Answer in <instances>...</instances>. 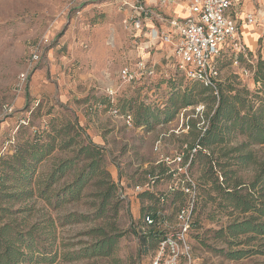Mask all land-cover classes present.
<instances>
[{"label":"rangeland","instance_id":"rangeland-1","mask_svg":"<svg viewBox=\"0 0 264 264\" xmlns=\"http://www.w3.org/2000/svg\"><path fill=\"white\" fill-rule=\"evenodd\" d=\"M123 1L0 0V226L11 223L22 231L35 226L40 248L35 254L27 252L19 264H264V253L238 259L226 255L229 249L242 247L264 250V236L246 243L249 235L217 233L238 213L226 205L214 183L223 181L230 170H236L234 178L249 180L257 168L240 163L235 158L239 152L232 151L247 140L246 135L227 131L224 142L199 151L198 142L219 97L209 88L201 90L204 85L178 68L172 43L149 46L150 27L135 42L124 22L131 7ZM245 1L249 9L239 16H255L251 34L244 36L249 47L245 44L246 49L238 52L226 45L219 62L220 81L223 89L231 85L235 88L231 94L241 92L256 108L264 103V82L257 80L259 60H264V0ZM47 35L54 39L37 69L54 60L61 70L51 71L48 64L43 84L51 82L56 92L36 98L29 93V84L19 91L17 82L32 45ZM141 61L146 64L143 69ZM126 66L135 74L132 80L122 78ZM75 79L82 91L60 100L57 90H66L69 80ZM21 97L24 102L18 105ZM56 134L98 145L102 166L116 185L102 218L71 221L64 216L93 214L96 194L107 184L89 185L81 199L60 205L38 190L54 164L73 155V147L55 149L27 178H12L6 160L27 142L47 143ZM249 150L264 160V144L241 152ZM82 164L71 168L51 190L71 182ZM2 172L11 178L3 180ZM23 189L33 193L18 196ZM155 212L157 221L151 223L147 216ZM98 227L108 235L121 234L111 254L64 256L100 240L94 231ZM227 240L242 244L229 248Z\"/></svg>","mask_w":264,"mask_h":264},{"label":"trees","instance_id":"trees-1","mask_svg":"<svg viewBox=\"0 0 264 264\" xmlns=\"http://www.w3.org/2000/svg\"><path fill=\"white\" fill-rule=\"evenodd\" d=\"M257 80L264 82V60H259ZM193 81L202 84L197 80ZM221 82L222 80L217 83V93L214 88L202 84L204 87L201 90H208V88L213 90L215 95L219 97V103L212 116L209 117V126L206 127L198 145L200 147L199 151L202 152L216 143H222L225 141L224 133L230 130H237L239 133L246 135L247 140L236 145L232 148V151L239 152L235 158L240 163H254L257 165L254 175L249 180H245L237 176L234 178L236 170L225 171L223 174L224 180L221 182L216 181L214 189H220L223 201L238 213L227 226L218 230V236L237 237L245 234L249 235L247 236V243L255 239L256 236H264V160H257L252 150L244 153L241 151L252 144H264V103L254 108V105L249 104L248 98L242 96L241 92L231 94V91L235 88L230 85L228 88L223 89ZM220 90L230 92L224 93ZM186 104L190 105L192 102L187 101ZM244 107H248L247 111H243ZM69 147H73V155L61 158L56 162L50 173H48L44 185L38 190L42 195H46L48 200L54 197L60 205L65 201L81 199L84 196V190L89 185L102 187V184H107L104 190L102 189L96 194L99 200L95 205L93 214L73 212L64 216L65 219L71 221L102 218L105 215L107 206L110 204V198L115 194L116 185L110 182L111 175L102 166V159L99 157L100 149L92 140L76 142L74 137L65 139L63 137L59 138V134H56L47 143L27 142L24 147L18 148L5 163L13 171L12 178H27L28 172L30 170L33 172L37 164L55 149L65 150ZM80 162L83 163L82 167L71 182L57 190H51L56 181ZM1 175L3 180L11 178L10 176H3V172ZM22 191L18 196H21L22 193L28 195L33 193V189H23ZM147 217L152 220V223H155L158 213L155 212ZM94 231L102 236L100 240L77 252H67L64 256L76 259L80 256L111 254L121 234L108 235L104 231V227H98ZM35 232V226L22 231L11 223L1 225L0 264H19L25 258L27 252L33 254L39 252L40 248L37 246L39 241ZM143 239L146 242L148 238L144 236ZM226 242L229 248L234 244H242V241L227 240ZM222 251H224L223 248ZM254 253H264V250H259L255 246L242 247L229 249L226 255L238 259ZM55 258L56 255L54 254L51 261Z\"/></svg>","mask_w":264,"mask_h":264},{"label":"built area","instance_id":"built-area-1","mask_svg":"<svg viewBox=\"0 0 264 264\" xmlns=\"http://www.w3.org/2000/svg\"><path fill=\"white\" fill-rule=\"evenodd\" d=\"M172 2L185 4L188 14L183 18L166 17L160 10L156 12L146 0H133L132 4L129 3L131 11L124 22L130 25L132 37L137 42L140 37L136 32H144L145 21L157 15L170 29L151 27L149 46L157 42L172 43L178 68L190 79L214 88L217 93V83L220 81L219 60L226 45L231 44L238 52L246 49L241 23L233 14V8L239 0H159L158 8L162 9ZM254 19L253 14L246 16L248 23H253ZM50 44V39L45 36L32 45L25 69L18 77L19 91L28 86L32 74L43 59L46 47ZM140 63L141 69L146 67L143 61ZM134 77L132 70L128 66L124 67L122 78L132 80ZM109 93L112 94L113 91ZM127 119L130 122L131 116L128 115ZM147 219L152 223L149 217Z\"/></svg>","mask_w":264,"mask_h":264},{"label":"crops","instance_id":"crops-1","mask_svg":"<svg viewBox=\"0 0 264 264\" xmlns=\"http://www.w3.org/2000/svg\"><path fill=\"white\" fill-rule=\"evenodd\" d=\"M245 0H239V2L234 6L233 8V14L234 16L237 18V20L241 23V34H242V39L244 41V43L248 46V44L245 42V37H248L251 32H248L249 30H251L253 28V24H250L246 21V15L245 17H240L239 16V12L242 11L243 9H249V4L244 3ZM125 4H129V0H124L123 1ZM147 4L149 6H151L155 11L156 10H160V12L166 16V17H173V18H183L188 14V9L186 7L185 4L181 3V2H172L167 4L166 6H164L162 9L158 8V4H159V0H146ZM246 2V1H245ZM157 12V11H156ZM130 13V11H129ZM252 14V13H249ZM154 19H157L160 25H156L154 23ZM151 25H149L148 23L146 24V29L144 32H136V35H139V37L141 38L143 36V34H146L147 32V28H151V27H158L159 29L165 30L167 27V24L165 22H163L160 18L156 16H153L152 18H149ZM245 36V37H244ZM47 37L50 39L51 43L53 41V37H50L47 35ZM149 44H151V41L149 40ZM162 43V44H166L163 42H157L152 44V47L156 46L157 44ZM249 47V46H248ZM63 62V61H60ZM48 64L50 65V68L52 69L51 71H56L58 72L59 69L61 70V65L60 67L57 66V61H49ZM48 64H46V66L44 67H40L39 69H37L31 76L30 81H29V93L38 98L41 97L43 95H52L56 92V90H54V85L51 82H47L46 84H43V80L47 81V76H48V71H49V66ZM62 78L63 81L66 82L67 78H66V74L65 72L62 73ZM66 85V84H65ZM78 81L77 79H75L74 81L69 80V83L66 85V90L62 89L61 90H57L60 100L62 101H67L69 100L71 97H74L76 95H78L82 90L78 89ZM73 89V90H68V89ZM46 89V90H45ZM24 102V97H21L17 104L21 105Z\"/></svg>","mask_w":264,"mask_h":264}]
</instances>
